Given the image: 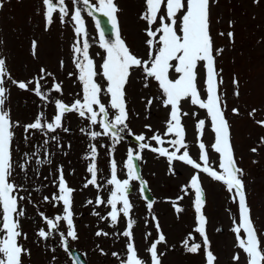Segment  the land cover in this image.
<instances>
[{
	"label": "rangeland",
	"instance_id": "374dc122",
	"mask_svg": "<svg viewBox=\"0 0 264 264\" xmlns=\"http://www.w3.org/2000/svg\"><path fill=\"white\" fill-rule=\"evenodd\" d=\"M90 2L95 4V0ZM115 3L121 10L118 20L122 38L138 57L147 60V25L139 18L144 10V0H115ZM66 6L70 15L75 7H83L74 5L72 0H66ZM70 15L62 24L58 14H54L53 24L45 30L42 0H11L0 13V57L6 59L11 77L18 81H29L39 76L42 67L52 73L47 80L41 81L42 91L49 96L47 102L41 101L31 91L21 90L11 82L6 83L8 93L5 108L10 111L11 119L18 121L20 125L14 129V164L24 163L25 153L31 157L27 164V174L18 167L13 173L14 182L24 189L20 195L28 198L20 201L25 211V215L20 218L21 231L26 234L27 239L21 238L19 243L31 253L30 256L23 257V264H72L59 247L58 233H54L47 241L36 235L39 228L47 230L39 213L50 218L62 214L61 209L54 206V201L49 203L43 199L47 196L51 201L53 194L58 193L54 182L56 170L61 166L65 170L68 185L76 190L73 194V211L79 239L73 241L72 245L84 253L89 264H121L119 257L126 256L128 242L121 234L126 228V219L121 217L116 226H111L109 220L100 219L110 211L106 205L96 207L94 204H86L89 199L95 201L97 195L106 201L112 187L106 183L109 190L104 195L102 177L99 179L101 187L96 192L93 188L83 187L88 178L84 165L91 163L86 157L90 156V146L96 145L97 168L106 173L107 159H114L118 162V178L127 179L124 164L128 150H138L136 135H145L149 138L146 142L153 147L161 146L150 139L153 134L161 135L165 141L172 138L165 135L170 109L163 106L157 83L149 78V86L144 87V74L137 69L127 88L128 129L121 133L122 139L119 142L104 138V135L96 140L90 139L88 133L102 131L100 127L91 126L76 113H67L63 119V126L67 131L58 129L55 135L57 140L49 139L46 145L51 153V163L43 167L37 165L35 160L38 157L32 156V153L43 148L45 137L52 136L49 133L44 136L43 133L33 130L28 134L29 139L25 140L22 126L34 122L41 113L44 120L51 121L56 113V99L71 105L82 96L72 48L77 40L82 45L83 37L75 35L74 22L70 20ZM82 17L90 45L89 55L99 66L106 56L100 47L99 28L94 17L88 16L87 12L82 11ZM210 19L214 45L223 49L222 54L216 57V67L223 81L220 93L222 100L226 102L225 116L230 125L231 143L237 166L243 169L242 180L251 217L261 240L264 241V127L257 123L264 120V0H218L211 6ZM229 32L233 33L231 39L228 37ZM105 39L112 41L114 35H107ZM33 40L37 42L36 56L32 54ZM171 76L174 78L176 74L171 73ZM97 79L102 84L106 83L100 77ZM234 79L238 83L234 84ZM203 81L204 73L201 69L198 82L202 96L206 98ZM54 82L61 84V93L50 91ZM236 92L239 93L238 96L235 95ZM149 99L153 103L146 107ZM103 100L107 103L108 97L104 96ZM182 109L188 113L182 117V124L185 127V142L189 145L190 156L200 162L196 124L203 119L205 131L201 139L208 146L211 165L218 170V154L210 147L214 142V133L211 131V122L206 111L189 102H182ZM233 109H237L239 114H234ZM253 109L256 110L255 114L250 115ZM162 146L172 150L167 143ZM253 148L256 149L255 152L252 151ZM140 153L143 177L149 185L154 203L149 211L138 192L131 196V217L135 221L134 243L139 255L146 261L149 260L147 248L157 236L156 221L152 219L154 215L167 239L166 245L158 246V250L164 253L162 264H206L203 251L192 254L182 246V241L189 233L196 237L195 242L202 243L199 235L193 231L194 193L189 189L190 195L184 196L181 190L189 184L195 170L181 161H173L170 168L165 157H160L149 149ZM200 179L206 199L204 212L208 219L207 234L217 257L216 264H234L232 257L239 249L235 247L231 228L234 220L238 222V203L233 202L232 194L221 182L214 181L203 173L200 174ZM181 196L183 199H178ZM174 204L184 211L177 213ZM93 212H98L100 216L93 215ZM59 231L65 234L67 232L63 222ZM97 231L109 235L97 236ZM146 233H151V236H146ZM101 250L105 254H101ZM113 253L119 255L113 256Z\"/></svg>",
	"mask_w": 264,
	"mask_h": 264
},
{
	"label": "snow or ice",
	"instance_id": "6c2138e0",
	"mask_svg": "<svg viewBox=\"0 0 264 264\" xmlns=\"http://www.w3.org/2000/svg\"><path fill=\"white\" fill-rule=\"evenodd\" d=\"M218 0H144V10L140 19L147 25L145 28L148 48V59L138 57L127 45L121 36L119 27L118 13L121 11L115 0H95V4L90 0H72L75 7L70 15L66 6V0H42L44 6V18L46 29L53 24L54 14H58L60 22L65 23V18L69 17L74 22V32L77 37H83L81 41L77 40L73 45L74 55L73 63L78 73V80L81 84L82 96L75 99L69 105L60 99L55 100L56 113L51 121L44 120L43 113L39 114L34 122L23 125L24 139H29V133L33 130L47 135L55 133L58 129L67 131L63 126V119L67 113H76L80 118L86 119L91 126H99L102 131H90V139L96 140L102 135L110 137L114 142L122 139L121 133L128 129L127 120L129 111L127 107V88L134 79V71L140 70L144 74V87H148V80H154L162 94V104L169 108V120L166 123V136L172 137L165 141L161 135L153 134L150 139L156 142L159 147H153L146 142L149 138L145 135H136L138 141V150L129 149L127 160L124 164L127 179L121 180L117 175V163L111 162V177L107 184L112 186L110 196L105 201L100 195H97L95 201L87 200V205L94 204L96 207L106 205L110 211L107 216L100 219H107L111 226H116L121 217L126 219V228L121 233L127 238L126 256L121 258V264H162L163 252L158 250V246L166 245L167 239L161 230L159 221L153 215L152 219L156 221L155 228L157 236L147 248L149 260L143 259L134 243L133 228L135 221L131 217L133 205L129 199L130 186L132 181H139L140 193L146 190L147 183L140 178L135 161H140L142 156L140 152L149 149L157 153L160 157H165L171 168L173 161H181L195 170L191 176L189 184L182 187L184 196L190 195L189 189L194 193L193 207L195 212L193 231L199 235L202 243L195 242L196 237L189 233L182 241V246L188 253L197 254L203 251L206 264H216L217 257L211 248V242L207 234L208 219L204 212L206 205L205 192L202 187L200 174H206L212 180L221 182L226 190L232 194L234 203H238V222L233 221L231 231L235 237V247L239 249L232 260L234 264H264V241L256 229L251 217V209L247 204L242 180L243 170L237 166L234 148L231 143L230 125L225 116L226 102L222 100L220 85L223 83L216 67V57L223 52L222 48H216L211 35V6ZM258 2V0H257ZM3 2L0 0V8H3ZM82 11L87 12L88 16L94 13L107 17L111 25V32L114 40L105 39V33L100 32V47L106 53L103 63L97 66L89 55V42L85 20L82 17ZM97 28L100 27V21L97 20ZM223 35V33H220ZM232 32L228 33L231 39ZM2 43V42H0ZM32 54H37V42L32 41ZM63 67V62H61ZM203 70V92L206 98L202 96L198 77L200 70ZM171 73H175L173 78ZM69 75H72L71 73ZM52 73H48L45 68H41L38 77L29 81H18L13 79L7 70L6 59L0 57V264H23V257L30 256V250L23 247L19 240L27 239L26 234L21 231L20 218L25 215L20 201L28 199L20 195L24 189L17 185L13 179V173L18 167L27 174V164L29 155L24 154V163L14 164V129L20 127L19 122L11 119L10 111L5 108L8 89L7 82H11L17 88L24 91L33 92L41 101L47 102L49 96L42 91L41 81L47 80ZM102 78L105 84L98 81ZM53 81L55 78L53 77ZM234 84L238 83L233 81ZM50 91L61 93L62 86L58 82L52 84ZM235 95H239L238 92ZM107 96V103L103 97ZM182 102H189L199 109L206 111L207 117L211 122V131L214 133V142L211 144V150L218 154V170L210 163L208 146L201 137L205 131V120L201 119L196 124L198 133L199 161L193 159L188 151L189 145L185 142V127L182 124V117L188 115L182 109ZM152 99L147 101L146 107H150ZM234 114H239L237 109L232 110ZM255 109L250 115L255 114ZM264 127V120L257 121ZM150 129V126H147ZM131 134V133H129ZM51 140H57L53 136L44 140L46 146ZM165 143L171 146L172 150L163 147ZM183 149V151H181ZM256 151L255 148L252 149ZM39 149L32 153V156L38 157ZM50 154L45 151V159L36 158L35 163L42 165L51 163L47 157ZM91 163L87 166V172L90 179H87L83 185L84 188L90 185L100 189L98 184V168L96 164L97 147L90 146ZM59 176L58 182H54L58 194H53L51 201L49 197H43L45 202L56 201L62 204V214L54 217H48L39 213L43 220L45 228H39L36 235L44 241L49 240L54 233H58L60 243L64 250L68 251V240H78V233L74 224L73 201L75 189L71 188L64 176L62 166L57 169ZM46 179V178H45ZM145 200L148 197L143 196ZM178 199H183V196ZM154 202H148L147 208L151 211ZM56 206V205H54ZM175 211L181 213L184 211L181 207L174 204ZM93 215L100 216L98 212ZM66 225L67 232L59 231L61 223ZM243 234V235H242ZM97 236H108L103 231H97ZM151 236V233H146ZM101 254L103 250H101ZM243 254V261H242ZM113 256L119 254L113 253ZM76 264H79L77 259Z\"/></svg>",
	"mask_w": 264,
	"mask_h": 264
},
{
	"label": "water",
	"instance_id": "95a60500",
	"mask_svg": "<svg viewBox=\"0 0 264 264\" xmlns=\"http://www.w3.org/2000/svg\"><path fill=\"white\" fill-rule=\"evenodd\" d=\"M102 18H103V27H102V30H103V32L105 33V34H108V33H110V31L109 30H111V25H110V23L108 22V20H107V17H104V16H102Z\"/></svg>",
	"mask_w": 264,
	"mask_h": 264
}]
</instances>
